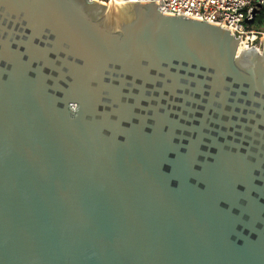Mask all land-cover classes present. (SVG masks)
Masks as SVG:
<instances>
[{
    "label": "water",
    "instance_id": "water-1",
    "mask_svg": "<svg viewBox=\"0 0 264 264\" xmlns=\"http://www.w3.org/2000/svg\"><path fill=\"white\" fill-rule=\"evenodd\" d=\"M239 47L152 2L0 0V264H264Z\"/></svg>",
    "mask_w": 264,
    "mask_h": 264
},
{
    "label": "built area",
    "instance_id": "built-area-1",
    "mask_svg": "<svg viewBox=\"0 0 264 264\" xmlns=\"http://www.w3.org/2000/svg\"><path fill=\"white\" fill-rule=\"evenodd\" d=\"M120 3H146L159 5L160 10L171 16H186L213 23L229 30L244 50L262 52L264 31L254 28L264 25V0H119ZM104 2V1H103ZM111 3L107 0L105 3ZM262 18L261 21L259 19ZM253 21L252 24H249Z\"/></svg>",
    "mask_w": 264,
    "mask_h": 264
},
{
    "label": "rangeland",
    "instance_id": "rangeland-1",
    "mask_svg": "<svg viewBox=\"0 0 264 264\" xmlns=\"http://www.w3.org/2000/svg\"><path fill=\"white\" fill-rule=\"evenodd\" d=\"M100 1H104V2H106L107 0H100ZM107 3H108V2H107ZM254 28H256V29H261V30L264 31V25L260 26V25H258V24H255V25H254Z\"/></svg>",
    "mask_w": 264,
    "mask_h": 264
},
{
    "label": "bare ground",
    "instance_id": "bare-ground-1",
    "mask_svg": "<svg viewBox=\"0 0 264 264\" xmlns=\"http://www.w3.org/2000/svg\"><path fill=\"white\" fill-rule=\"evenodd\" d=\"M244 44L242 43L241 45H240V47H239V52H241L242 50H244Z\"/></svg>",
    "mask_w": 264,
    "mask_h": 264
},
{
    "label": "trees",
    "instance_id": "trees-1",
    "mask_svg": "<svg viewBox=\"0 0 264 264\" xmlns=\"http://www.w3.org/2000/svg\"><path fill=\"white\" fill-rule=\"evenodd\" d=\"M261 20H262V18L259 19V21H261Z\"/></svg>",
    "mask_w": 264,
    "mask_h": 264
}]
</instances>
